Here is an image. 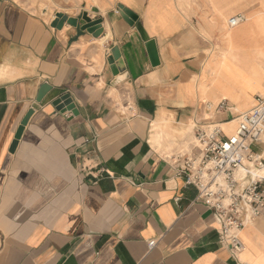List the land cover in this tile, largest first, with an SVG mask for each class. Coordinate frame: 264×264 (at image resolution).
<instances>
[{"label": "crops", "instance_id": "1", "mask_svg": "<svg viewBox=\"0 0 264 264\" xmlns=\"http://www.w3.org/2000/svg\"><path fill=\"white\" fill-rule=\"evenodd\" d=\"M94 1L105 9L83 12L101 20L97 38L80 28L82 11L58 28L55 14L0 0V264H264V212L242 228L234 258L173 163L193 150L183 146L197 123L234 120V131L264 90V0ZM63 94L73 108L62 112ZM221 100L224 111L209 109Z\"/></svg>", "mask_w": 264, "mask_h": 264}, {"label": "built area", "instance_id": "2", "mask_svg": "<svg viewBox=\"0 0 264 264\" xmlns=\"http://www.w3.org/2000/svg\"><path fill=\"white\" fill-rule=\"evenodd\" d=\"M243 20L237 14L227 24L234 27ZM226 108L221 100L213 111ZM222 124L197 123L193 150L177 154L173 163L176 175L184 176L185 184L197 189V199L213 211L219 243L237 259L244 248L239 236L242 228L264 212V177L257 174L264 166V91L256 95L249 110L236 116L234 131L227 132ZM254 145L260 150H253ZM154 245L152 240L148 248Z\"/></svg>", "mask_w": 264, "mask_h": 264}, {"label": "water", "instance_id": "3", "mask_svg": "<svg viewBox=\"0 0 264 264\" xmlns=\"http://www.w3.org/2000/svg\"><path fill=\"white\" fill-rule=\"evenodd\" d=\"M120 8V13L121 16L123 17V19L130 25H133L134 20H136V16L133 12H131L129 9L123 7L122 5L119 6ZM82 19L84 21H86V23L82 26H80V28L82 30H86L90 33H92L93 37H99L102 32H103V28L101 26V20L97 19V20H92L86 12H83L82 14ZM67 22L68 24L72 25V26H77V18H72V17H68L67 15L63 14V13H59L57 12L55 14L54 19L51 22V26L52 27H61V25ZM145 47L150 59V63L152 66H155L158 64V59H157V50H156V46H155V42L154 40L150 39L145 43ZM108 63L110 64L112 70H113V74L115 75V80L113 81V83H117L119 80H121L124 75H119L118 73H122L124 71V65L123 62L121 60L120 57V51L118 49L117 46H114L111 48L110 51V56L108 58ZM50 89L49 85L44 83L41 85L39 92L37 94L36 97V101L39 102L42 100L43 96L47 93V91ZM53 105L55 106V109L57 111H64L65 109H72L73 105L71 102V99L69 97L68 94H63L61 96H59L58 98H56L53 101ZM32 113V109H30L27 114L25 115L23 121H22V125H25L27 123V119L29 118V116ZM73 114L76 113L75 110L72 111Z\"/></svg>", "mask_w": 264, "mask_h": 264}, {"label": "rangeland", "instance_id": "4", "mask_svg": "<svg viewBox=\"0 0 264 264\" xmlns=\"http://www.w3.org/2000/svg\"><path fill=\"white\" fill-rule=\"evenodd\" d=\"M18 3L22 4L24 7H26L28 10L34 13H42L45 14L44 18L45 20H49V17H52L53 14H56L57 12L63 13L66 15V12L71 13H77V12H83L86 11L87 13H93L96 11H101L104 10L105 8L101 7V4L97 2H91V0H16ZM98 10H97V9ZM219 51L217 52L216 56L218 58H221L222 50L218 49ZM208 56L211 55V51H208ZM202 66L205 68L204 71L207 73V69L209 68V64L207 65L208 58H203L202 60ZM224 61V60H222ZM223 68V65L221 66ZM203 71V72H204ZM197 81L195 83V88L196 91L198 92V87H199V80L200 78H196ZM216 101V100H215ZM216 103L214 102L213 104H209L208 107L209 109H213L210 106H214ZM165 114L170 115L171 113L169 111H164ZM164 119L162 116L161 119ZM193 124L190 123L188 126V130L192 128ZM194 144V136L190 135V138L186 141V143L183 146V150L188 151L190 147ZM261 146L254 145L253 150L259 151ZM262 173V172H261Z\"/></svg>", "mask_w": 264, "mask_h": 264}, {"label": "bare ground", "instance_id": "5", "mask_svg": "<svg viewBox=\"0 0 264 264\" xmlns=\"http://www.w3.org/2000/svg\"><path fill=\"white\" fill-rule=\"evenodd\" d=\"M221 25H222V24H221ZM220 29H221V28H220ZM228 30H229V29L227 28L226 31L228 32ZM205 37H206V36H205ZM220 57H221L222 60H225V52H222V54H221ZM223 62H224V61H222L221 66L224 65ZM216 75H217V74H216ZM199 86H200V85H199ZM262 88H263V87H262ZM263 91H264V90H263ZM263 91H262V92H263ZM210 107H211V108H214V106H213V107L210 106ZM162 119H163V118H162ZM234 123H235L234 120H230V121L224 122V123L222 124V127L225 128V129H228V130L231 132V131H233V125H234ZM154 125H155V124H154ZM263 169H264V166H263L261 169H259V170L257 171V174H258L259 176H263L262 173H261ZM263 177H264V176H263Z\"/></svg>", "mask_w": 264, "mask_h": 264}]
</instances>
